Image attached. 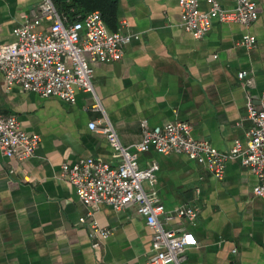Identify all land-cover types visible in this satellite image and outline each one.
<instances>
[{"label": "crops", "instance_id": "0c3cea01", "mask_svg": "<svg viewBox=\"0 0 264 264\" xmlns=\"http://www.w3.org/2000/svg\"><path fill=\"white\" fill-rule=\"evenodd\" d=\"M219 1L225 8L235 5ZM252 1L259 18L251 26L214 19L198 39L180 25L179 0H116L107 27L115 31L126 22L123 31L138 35L121 60L90 61L96 93L125 146L142 140L144 119L151 126L187 121L194 137L222 152L236 140L246 145L252 123L238 73L247 70L255 77L250 92L257 103L264 91V0ZM39 2L0 0V44L14 41L13 29ZM200 7L207 10L209 4L201 0ZM247 32L257 37L252 48L239 44ZM93 103L86 92L70 104L18 85L8 88L0 72V111L16 115L24 130L41 136L25 161L0 151V264H150L152 229L136 207L116 211L99 205L94 218L111 234L95 248L89 227L80 221L88 209L62 176L64 163L81 158L119 163L106 136L90 128L104 117ZM153 162L159 164L156 187L166 210L192 202L200 207L196 224L179 219L164 224H183L196 238L187 264H264V197L254 193L258 178L241 159L229 160L221 179L185 154L165 155L154 147L140 153L141 167Z\"/></svg>", "mask_w": 264, "mask_h": 264}, {"label": "built area", "instance_id": "2783aa9c", "mask_svg": "<svg viewBox=\"0 0 264 264\" xmlns=\"http://www.w3.org/2000/svg\"><path fill=\"white\" fill-rule=\"evenodd\" d=\"M200 1L179 0L180 25L198 39L210 31L214 19L249 27L259 18L257 4L252 0H235L232 8H225L219 0H204L209 4L207 10L201 9ZM45 21L48 28L39 30ZM126 25L124 22L122 27ZM122 27L110 30L100 10L79 15L72 21L57 9L53 0H40L25 22L13 29L14 41L0 44V72L8 88L18 85L24 91L55 96L70 104L77 101L78 92L91 93L92 108L104 114L100 122L92 121L89 125L106 136L118 165L93 157L62 165V176L71 182L79 201L88 209L80 221L89 227L93 247H99L101 239L111 234L94 218L99 205H110L116 211L135 206L152 229L149 263L187 264V251L197 245L196 238L183 224L169 228L164 224L173 219L196 224L200 207L192 202L166 210L156 187L159 164L141 167L139 155L150 147L165 155L185 154L219 179L224 177L229 160L239 158L258 178L254 193L264 197V91L257 103L250 92L256 86L255 77L247 70L238 73L247 88V118L252 123L246 145L236 140L230 151L222 152L209 140L194 137L193 126L187 121L176 119L151 126L144 119L142 140L125 146L96 93L90 61L114 62L123 58L125 46L138 34L123 31ZM256 43L257 37L249 32L239 42L246 48ZM40 142L41 136L24 130L16 115L0 111V151L4 155L25 161L34 155Z\"/></svg>", "mask_w": 264, "mask_h": 264}, {"label": "trees", "instance_id": "16d2710c", "mask_svg": "<svg viewBox=\"0 0 264 264\" xmlns=\"http://www.w3.org/2000/svg\"><path fill=\"white\" fill-rule=\"evenodd\" d=\"M57 9L68 15L73 21L79 15H85L86 13L99 9L105 22L112 21V16L115 12L116 0H53Z\"/></svg>", "mask_w": 264, "mask_h": 264}]
</instances>
